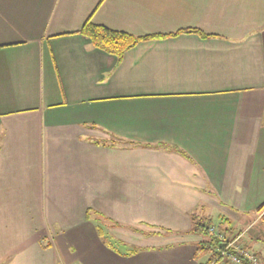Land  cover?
Returning a JSON list of instances; mask_svg holds the SVG:
<instances>
[{
	"label": "crops",
	"instance_id": "crops-1",
	"mask_svg": "<svg viewBox=\"0 0 264 264\" xmlns=\"http://www.w3.org/2000/svg\"><path fill=\"white\" fill-rule=\"evenodd\" d=\"M88 16L196 31L117 59ZM263 202L264 0H0V264H230L190 214L238 233Z\"/></svg>",
	"mask_w": 264,
	"mask_h": 264
},
{
	"label": "trees",
	"instance_id": "trees-1",
	"mask_svg": "<svg viewBox=\"0 0 264 264\" xmlns=\"http://www.w3.org/2000/svg\"><path fill=\"white\" fill-rule=\"evenodd\" d=\"M182 31L189 32V31H196V30L182 29V30H178L176 32H172L169 34L134 35V34H131L125 31L111 29L102 24L93 23L91 21L90 16H88L84 20L80 28L74 31V33L83 34L90 40L93 46L107 53L113 54L117 57V59H120L126 50L133 47L139 41L165 38L167 36L174 35ZM202 35H205V34H202ZM110 141H111V144H114L115 141L120 142V139H115L114 137H111ZM125 142L131 145H134V142L132 141H125ZM256 211L259 213V220L264 221V202L261 203L258 207H256ZM190 217H191L190 232L198 233L202 235L203 237L204 235L207 236V239H202L201 241L198 242L194 257H198L200 254L206 251H209L211 254L210 260L216 259L217 252H215L214 248L218 246V240L208 230L209 226L212 225L219 231H222L228 238H233L237 234L241 233V232L234 233L233 230L230 227H228L229 224L227 223L226 219L224 221L225 224L223 225V222H221V224L220 223L214 224L210 219H204V217H200L196 212H192L190 214ZM102 226L103 225L101 224L97 226L100 234L104 233L102 230ZM243 247L245 249H249L250 245L244 244ZM133 250H136V248H134ZM256 255L261 260V257L259 256V254L256 253ZM216 261L218 260L216 259ZM262 262L264 263V259H262ZM242 264H252V263H250L246 259H242Z\"/></svg>",
	"mask_w": 264,
	"mask_h": 264
},
{
	"label": "built area",
	"instance_id": "built-area-1",
	"mask_svg": "<svg viewBox=\"0 0 264 264\" xmlns=\"http://www.w3.org/2000/svg\"><path fill=\"white\" fill-rule=\"evenodd\" d=\"M208 230L218 240V246L214 248L217 252L216 259L224 260L230 264H242V259H246L252 264H258L259 258L256 253L245 249L240 243V234L233 238H228L222 231L217 230L214 226H209Z\"/></svg>",
	"mask_w": 264,
	"mask_h": 264
},
{
	"label": "rangeland",
	"instance_id": "rangeland-1",
	"mask_svg": "<svg viewBox=\"0 0 264 264\" xmlns=\"http://www.w3.org/2000/svg\"><path fill=\"white\" fill-rule=\"evenodd\" d=\"M251 213H254V214H250L251 216H250V219L249 220H252L253 218H256V221H254L252 224H254V225H249L246 229H244V231H240L241 233H240V238H239V243L242 245V246H244V244H246V245H249V243H248V236H247V234H248V232L252 229L255 233H259L260 235H261V237H259V239L261 240V241H263L264 242V221H261V220H259V216L257 215V216H255L256 214H258V212L256 211V210H254L253 212H251ZM100 224H103V226L105 227V225L106 224H108V225H110L111 226V223H109L108 221H106V220H100V222H99ZM221 224V223H220ZM223 225H224V223H223ZM240 227H242V228H245V226L246 225H244V223H240ZM247 229H248V231H247ZM218 230V229H217ZM238 230V229H237ZM244 232V233H243ZM246 233V234H245ZM254 234V233H253ZM204 238L205 239H207V236L206 235H204ZM262 244H264V243H262ZM263 247H264V245H263ZM250 251H252V252H254V253H256V251L255 250H253L252 248L251 249H249ZM258 254V253H257ZM262 259H264V258H262L261 257V260L259 259V262H258V264H264L263 262H262Z\"/></svg>",
	"mask_w": 264,
	"mask_h": 264
}]
</instances>
